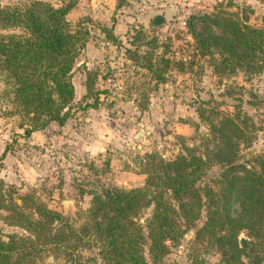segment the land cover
<instances>
[{
  "label": "trees",
  "instance_id": "obj_1",
  "mask_svg": "<svg viewBox=\"0 0 264 264\" xmlns=\"http://www.w3.org/2000/svg\"><path fill=\"white\" fill-rule=\"evenodd\" d=\"M75 1L55 6L47 0H26L0 6V82L10 113L21 117L23 136L52 122L61 126L70 116L71 75L87 36L86 28L72 29L66 18ZM203 18L206 24L200 31L187 30L197 52L212 58L215 72L240 70L245 78L261 74L263 27L234 11ZM100 31L117 43L112 26ZM160 61L167 64L165 58ZM143 65L156 71L148 61ZM96 75L87 71L84 79L92 107L101 91L94 88ZM198 116L207 126L199 144H182L168 159L154 151L137 157L136 167L144 173L139 186L104 185L86 191L89 200L77 226L41 201L19 198L25 213L12 204L5 218L29 235H0V264H35L48 251L60 253L66 264H167L165 255L192 227L188 242L212 249L217 256L212 264H264V150L248 159L239 154L258 127L239 108H200ZM3 195L0 181V206ZM146 207L149 213L139 221L138 212ZM83 248L93 253L83 256ZM193 252H187L189 264H209Z\"/></svg>",
  "mask_w": 264,
  "mask_h": 264
},
{
  "label": "rangeland",
  "instance_id": "obj_2",
  "mask_svg": "<svg viewBox=\"0 0 264 264\" xmlns=\"http://www.w3.org/2000/svg\"><path fill=\"white\" fill-rule=\"evenodd\" d=\"M25 1L0 0V6ZM47 1L55 6L65 2ZM77 1L81 0L75 1L66 18L72 29L86 28L87 36L74 63V97L65 123L57 126L52 122L23 136L18 125L21 117L10 113L0 82V153L4 154L0 181L5 198L0 206L2 236L29 235L5 218L12 204L25 213L21 197L43 202L77 226L83 220L81 209L89 200L86 191L104 185H141L144 173L136 167L137 157L154 151L168 159L182 144H199L200 136L207 132L205 121L198 116L200 108H239L250 114L258 128L250 143L240 147V158L264 150V69L248 78L240 70L215 72L212 58L197 52L187 30L190 26L200 31L206 24L204 14L221 11H234L247 23L264 28V0H107L102 1L105 10L101 8V12L92 11L89 1L87 9L75 8ZM155 15L163 17L161 24L153 22ZM117 17L126 23L125 32L117 35L114 44L100 29L113 26ZM147 61L156 71L144 67ZM87 71L97 74L94 88L101 90L94 107L88 105L92 97L85 95ZM149 208L138 212L139 221ZM193 233L194 227L189 228L163 262L189 264L187 252L191 251L200 253L209 264L216 262L212 249L188 242ZM80 252L83 256L93 253L86 248ZM35 264L66 263L60 253L48 251Z\"/></svg>",
  "mask_w": 264,
  "mask_h": 264
},
{
  "label": "crops",
  "instance_id": "obj_3",
  "mask_svg": "<svg viewBox=\"0 0 264 264\" xmlns=\"http://www.w3.org/2000/svg\"><path fill=\"white\" fill-rule=\"evenodd\" d=\"M85 0H81V1H77V3L75 4V8H78V9H82L85 10L88 8V1H89V4L91 5V10L92 11H97V12H101V8H104L103 4H102V1L105 2L107 0H86V4L83 5V2ZM109 1V0H108ZM107 1V2H108ZM165 2H169V0H165ZM105 10V8H104ZM69 12V11H68ZM67 12V14H68ZM125 23H126V20L121 18V17H117V19L115 20L113 26H112V31L114 34L116 35H121L125 32Z\"/></svg>",
  "mask_w": 264,
  "mask_h": 264
},
{
  "label": "water",
  "instance_id": "obj_4",
  "mask_svg": "<svg viewBox=\"0 0 264 264\" xmlns=\"http://www.w3.org/2000/svg\"><path fill=\"white\" fill-rule=\"evenodd\" d=\"M153 22L156 24H161L163 22V17L161 15H155L153 18Z\"/></svg>",
  "mask_w": 264,
  "mask_h": 264
}]
</instances>
